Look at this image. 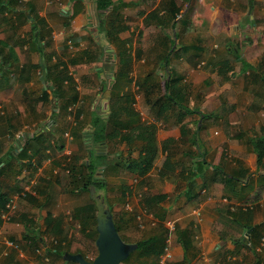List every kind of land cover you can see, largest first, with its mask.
I'll return each instance as SVG.
<instances>
[{"label": "crops", "instance_id": "0c3cea01", "mask_svg": "<svg viewBox=\"0 0 264 264\" xmlns=\"http://www.w3.org/2000/svg\"><path fill=\"white\" fill-rule=\"evenodd\" d=\"M8 1L10 5L7 4L5 9H0V38L1 36L7 37L8 44L5 46V52L13 51L12 62L15 69L11 79L17 82L19 79L16 71L18 68L26 67L30 79L22 82L26 81L30 84L41 82L43 85L40 91H37L35 87H31L30 90L39 95V99L40 96L41 99L48 98V100L52 97L47 86V83L52 82H47L45 75L40 77L39 66L43 62V50L39 42L36 44L33 41V35L38 31L42 32L46 41L43 42L46 45H44V52L52 56V62L60 63L61 67L68 68L66 78L53 77L55 85L64 93L62 97L54 96V99L58 100L55 113L60 126H47L46 132H52L51 135L47 133L49 136L39 139L44 145L41 157L45 162L44 167H47V172L45 171L43 176L51 181L50 185L52 182L60 183L59 174L56 173L61 168L69 172L66 160L70 159L71 155L80 154L82 150L86 152L88 141H103L104 145L113 147L123 144L120 151L122 153L123 150L122 154L126 157L122 159L119 151L114 161L108 155V150L103 149L104 145L96 147L92 143L93 146H88L96 147L95 154L100 159L107 160L91 165V169H95L96 176L103 178L111 176L114 181L126 183V177L121 175L119 169L126 168L128 160L138 156L144 143L137 139L138 134L143 126L153 123L157 126L160 154L154 168L146 175H133L142 180L145 179V182L147 178L154 177L159 189L147 195L162 193L168 195L165 200L155 203L154 212L151 211L154 215L161 216L160 221L164 223L168 216H172L171 218L178 222L179 227L191 230L192 247L187 260L189 264H264V168L258 165V154L252 143L254 138L264 135V106L254 104L252 106L254 109L250 110L249 122H245L241 114H237V112L241 113L242 108L236 105L235 112H232L235 118L222 124L221 118L217 120L216 115L212 113L216 109L207 108L211 103L210 97L207 98L206 104L200 107L195 105L191 99L189 85L186 83L193 80L194 83L200 85L201 81H204L201 78L205 79L206 76L211 75L218 78L219 75L229 79L240 73L236 70L238 65L235 61L240 56L239 49L227 47L228 53L233 54L235 59L220 58L216 56L217 54L211 58L207 55L209 44L200 40L205 39V36L211 33L210 31L214 33L217 31L218 34L215 33L217 37L221 31L228 28L227 24L234 23L231 22L234 18L236 25L244 23L264 31V0H123V2L114 0L115 5L109 9L99 8V0ZM149 1L154 3L153 7L145 9V4ZM193 1L199 5V9L194 10V15L191 16L189 9L184 10L182 6ZM210 3L214 5L213 11L210 14L208 10L202 12V8ZM139 7H142L139 11L142 19L135 25L133 24L134 15L126 9H138ZM122 24L125 26L124 29H122ZM113 26L116 33L110 36L109 30ZM33 27L36 28L32 32ZM17 28H24L26 35H30V44L25 38V33L21 34L23 37L21 41L11 39V33ZM190 33L195 35L194 42L185 40L187 34ZM174 37L177 40L172 42ZM178 40L180 45L176 44ZM28 45L30 46V57L27 60L22 57L19 48L27 49ZM173 49L175 50L172 51ZM167 60L170 65L167 64ZM244 60L251 62L249 58ZM244 60L241 61L242 64ZM228 62L231 68L227 69V75L219 73L220 66ZM181 63L184 66H180ZM169 67L172 72L168 71ZM213 69L214 72H210ZM243 72L248 73L246 70ZM85 73L91 74L92 84L83 86L82 90L76 84L70 90L67 85L72 84L70 82L74 85L76 80ZM171 73L174 76L183 77L182 84L187 88L186 102L194 110L193 113H186L183 117L176 116L181 109L177 105L174 113L171 112L166 116L159 115L158 108L161 104L154 103L153 100L164 93V81L171 76ZM164 76L166 78L162 80ZM133 81L136 86L131 85ZM45 90L49 93L45 94ZM77 92L80 100L91 102V105L89 107L80 105L77 112L85 110L87 118L71 126L67 112L70 107V96ZM127 92L132 95L131 106L128 103L129 100L121 98ZM136 99L137 102H135ZM220 102L222 104V97ZM139 105H142V109L145 108L146 114L149 115L145 117L139 110ZM128 107L132 108L129 116ZM113 110L121 112L118 121L109 120ZM101 111L106 112V116H101L99 122L92 126L95 114H101ZM81 114L83 115V112ZM10 117L13 119V116ZM11 123L12 126L8 123L0 139L3 135L10 134L9 131L12 130L10 128L14 126L13 121ZM121 124L123 126L120 128L119 135L106 136L107 133L112 132L113 128ZM182 124H186L185 136L182 133ZM43 127L44 124H39L38 129H43ZM17 128L19 129L16 126ZM58 131H64L61 137L58 136L59 143L53 136ZM35 133L40 132H30L27 136L31 138ZM194 135L196 142L193 141ZM126 136H131L133 141ZM62 142L64 147L61 149L60 143ZM10 149L11 147H6L4 143V150ZM112 150L115 151V148ZM44 154L46 155L45 160H43ZM168 158L177 160L179 163L174 165V169L166 172L162 168ZM44 167L40 164L37 169L30 167V171L38 169L44 171ZM185 168L187 171H184ZM190 169L191 171L194 169L195 173H189ZM220 169L238 175L242 169H245L247 175L239 181V185H235L234 189L231 185L226 186L222 182ZM100 173L102 175H99ZM68 174L70 180V172ZM41 176L30 179L33 189H41L48 185L42 181ZM188 176L191 177L188 180L191 188L185 190ZM5 178L11 181L16 177L6 176ZM128 190L131 192V189ZM120 193L123 197L125 191L120 190ZM109 206L112 207V205ZM143 207L141 209L146 210ZM111 209L115 222L120 227V233L127 241L138 242L146 235H162L167 241L171 239L172 243L174 257L169 264H178L184 259L183 246L179 242L175 244L172 237L167 238L168 234L170 236L175 234V230L170 231L166 225V230L157 228V231H151L150 228L143 231L127 228L125 225H128V222L133 223L130 217L124 216L123 213L116 214L114 207ZM197 210L201 214H198ZM233 211L235 215L232 214ZM49 215L53 216V213L49 212L44 217V221L51 230ZM53 218L51 222L54 223L56 217L53 216ZM16 224L20 225L18 222ZM79 224L81 225L80 222ZM64 227H66L65 224ZM64 229V232L58 233L59 237H63L64 234L69 237V229ZM1 231L2 225L0 236ZM49 234L53 235V232L50 231ZM174 236L176 238V234L173 235V239ZM1 240L0 264H30L26 260L27 255L30 254V248H10L7 245V248L12 249L10 253L7 249L4 250L6 242L2 243ZM6 251L9 253L6 254ZM69 252L77 253V251ZM61 264L64 263L61 262Z\"/></svg>", "mask_w": 264, "mask_h": 264}, {"label": "rangeland", "instance_id": "374dc122", "mask_svg": "<svg viewBox=\"0 0 264 264\" xmlns=\"http://www.w3.org/2000/svg\"><path fill=\"white\" fill-rule=\"evenodd\" d=\"M153 4L154 3L152 1H149L147 4H145V9H149L153 7ZM213 6L214 5L211 3L207 4L205 8H202V12L208 10V13L210 14V12L213 11L212 8ZM182 7L184 8V10L189 9L191 16L194 15V10L196 11L199 9V5H196L194 1L190 2L189 4L185 3ZM140 8L142 7H139L138 9L136 8L126 9L127 12L130 10V13L134 15L135 19L133 24L135 23V25H137V23L140 22V19H142L141 17L142 15L139 13ZM134 9L136 10L133 11ZM231 22L234 23H232L231 25L227 24L228 28L225 29L224 31H221L219 35H217V37H216V34H218L217 31H215L216 34L213 31H210L211 33L207 34L205 36L206 38L200 41H203L205 44H209L207 46L208 47L207 55H210L211 58L215 57V54H217L216 56H220V58L229 57L231 59H235L236 57H234L233 54L230 55L228 53L227 47L230 46L231 48L235 47L239 49L238 52H240V56L239 58L235 59V61L237 62L236 64L238 65L236 70L237 72L240 73L237 74L236 76H232L229 79L222 78L219 75L218 78H214L211 75L206 76L205 79L201 78V80L204 81H201L200 85H198L199 83H194L193 80H191L193 83L190 81L186 82L191 90V99L192 101H194L195 105H198L200 107L206 104L207 98L210 97L209 100L211 101V103L210 105L207 106V108L209 107L210 109L213 108L216 109L212 113L220 116L219 118H217V120L221 118V121L223 122L222 124H225V121L229 122L230 119L235 118V114L232 112H235L234 109L236 105L239 108H242L241 113L237 112V114L238 115L241 114V117L243 120H245V122L247 121L249 122L250 110L254 109L252 107L254 106V104L264 106V80L254 83L253 79L248 78V73L246 74L243 72V70H245L244 68L245 65L242 64L241 62L245 58L251 59V62L254 63V67L257 68L260 75L264 76V63L263 64L261 63L262 62L261 58L264 57V31L261 29L252 28L250 25L244 23L236 25L235 18ZM22 33H25V35L27 34L24 28L15 29L11 33V39L13 41L15 40L21 41V39L23 38L21 36ZM187 36L185 37L186 41H192V42L195 41V35H193L192 33L187 34ZM25 38L28 40L30 44V40H29L30 35L29 34L26 35ZM176 40L174 37L172 42ZM177 43L178 45H180L179 40L178 42H176V44ZM19 49L22 57L24 59L27 58L28 60L30 57V46L28 45L27 49H23V47ZM179 65L184 66L183 63ZM180 66L178 67L180 68ZM241 68H243L242 71ZM39 71H40V77L41 75H44L42 74L41 66H39ZM210 72H214V69L211 70ZM7 73L9 72L2 71V74H0V123L2 126L7 128L9 122L5 120V117L13 116L12 121L15 127L13 126V128H10L13 131L11 130V132L9 131L10 133L9 135L7 133L1 137V142H4L5 146L9 148L12 147V145L16 144L17 138L19 139L20 144L25 143L26 139L30 138L27 136V134H29L30 132L31 133H34L35 131L36 132L39 131L40 133L46 132L47 128L44 129L43 127V129H38L39 124H44L49 127H52V125L56 126L59 124L57 120L58 118L55 113L56 106H58L57 104L58 100L54 98L52 99V97H50L49 100L48 98L41 99V96H40L41 99L40 100L38 97L39 95L34 94V92L30 90L31 87H35L37 88V91H40L43 85L41 82H35L33 84H30V82L27 83L26 81L22 82L23 80L20 81L18 80L16 82L15 79L13 78L11 79V76H13V74L9 76L8 80H5L4 78ZM187 76L189 78V75ZM90 78H91V74L85 73L81 76L80 79L76 80L74 85L68 84L67 86L70 90H72L73 87L76 86L77 84L78 88L82 90L83 86H89L90 84H92L93 81H91ZM165 78H166L165 76L162 77V80ZM131 85L136 86L134 84V81L132 82ZM28 96H30V103L27 99L29 98ZM221 97H222V104L220 102ZM31 98L33 100H38V101L37 102L31 101ZM192 101L190 103H192ZM62 102L65 101L62 100ZM135 102H137V99ZM69 103H70V107H69V111L67 112V115L71 126H73L77 122L80 123L86 120L87 114L85 110H81L80 112H77V110L79 109L80 105H83L84 107L86 106L89 107V105H91V102H87L86 100H80L79 98L78 101H74V102L70 101ZM220 104H221V108L219 107ZM139 110L145 117L146 115H149L146 114L147 112L145 108L142 109V105H139ZM82 112L83 115L81 114ZM101 116L105 117L106 112L101 111V114L96 113L94 116V120L92 121V126H95V124L99 122ZM16 126L19 127V129L18 128L16 129ZM250 129L253 130L252 128ZM51 133L48 134L51 135ZM63 134L64 131H58L55 135H53L55 137L53 138L56 139L57 138L56 136L61 137ZM87 143L89 146H93L92 143L95 142L88 141ZM39 145L41 150H43L42 145L41 144ZM104 146L103 149L108 150V155L110 156L112 161L117 159L116 158L117 152H119L123 148V144L121 145L118 144L115 145L114 147L112 145L111 146L104 145ZM112 148H115V151L112 150ZM49 149L51 150V147H49ZM173 151L176 152L175 150ZM80 153L87 154V152H84V150H82ZM119 153L121 154L122 159L126 157L125 155L122 154L124 153L123 150L122 153L121 151ZM45 159H46V155L44 154L43 160ZM44 165L45 162L42 161V166L44 167ZM34 166L36 169L38 168L37 164H35ZM44 169H45L44 171H41L39 169L36 171L26 170L22 175L15 176L16 178L11 181L9 179H6L5 177H3V179L0 180L2 185L4 186L5 191L9 193V197L13 199V205L11 207L10 214H8L1 223L2 225V231L0 236V239H2L1 242L5 243L6 240H10V241L14 240L15 242L19 243L20 248L21 247L30 248V254L27 255V259H26L30 264H57V263L61 264L62 260L60 262L55 263V260H53V257L51 255L49 256L44 255L46 254L45 253L46 248L47 247L53 248L55 242L57 241V239H54L55 238L54 235L49 234V232L52 231V229L49 230L50 226L47 227V223L44 221V217L49 212H51L53 213V216L56 217V221H58V223L61 222V224L63 225L65 224L66 227L64 228H66L67 230L69 229L68 234H69L70 245H68L69 243H67L65 245L66 249H69L70 251H81L88 259L92 260L98 254V248L96 245L97 233L93 229L94 224L92 230L88 229V231L85 232L82 230L79 221L75 217L76 207L92 202L93 198L92 197H91L92 199L90 198L91 192L88 193L87 191H84V192L74 193L69 191L68 190L69 172L66 171L67 169L64 170L63 168H61L59 169L60 171L56 173L59 174L58 179L60 183L56 184L52 182L51 199H49L50 201L48 202V205L44 207L42 206L41 208L36 206L34 207L25 198L26 195L25 193L34 192L32 188V184H30V179L33 180L36 176L37 178H39L40 175H42L41 177H45L43 176V174L47 172V167H44ZM119 171H121V175H123L124 178L126 177L127 182L119 183L118 180L117 181L112 180L111 176H106L105 179L109 180V182L107 180L106 187L99 190L96 189V192L97 194L100 195L101 200L106 205H112V207H114V210L116 211V214L123 213L124 216L130 217V221L132 220L133 223L128 222L127 223L128 225H125L127 226V228L136 229L137 231H143L148 228H150L151 231H157V228H161V229L163 228L164 230H166L165 222L163 223V221H158L154 223L152 221V218L149 217L148 214L150 213L154 214L153 213L154 210H152L153 212H151L148 211L147 209L146 210L141 209V207H143L141 205V198L147 194H152L158 191L159 189L158 186L155 184L154 177L151 176L147 178L146 180L147 182H145V179L142 180V178L134 176L133 174L129 173L126 168H121L119 169ZM30 172L32 173L30 174ZM56 174L55 176L57 177ZM99 175L102 174L100 173ZM146 186H148V188H146ZM128 189H131V192ZM132 189L134 191V195ZM120 190H124L126 195L124 194L122 197ZM23 212H27L29 215L30 213L33 214L35 220H37L38 223L37 226L39 227V231L43 239L39 243H37L36 246L29 245L28 239L25 237L27 229L24 226V224L20 222H18L20 223V225L16 224L17 221L14 220L15 215H20ZM171 217L172 216H168L166 220ZM159 218L161 219V216ZM140 223L142 225H139ZM179 226L180 225H177V228ZM173 235L170 236V234H168L167 238L172 237V241H174L175 244H177L175 236L173 239ZM56 236L59 237L58 233L56 234ZM146 237H148V235H146ZM4 245H6L4 250L7 249L11 253L12 249L10 248L14 246H10V248L9 247L7 248L8 245L7 242ZM132 253L133 254L130 256V258L126 261H123L121 264H151V260L146 256H141L136 252H132Z\"/></svg>", "mask_w": 264, "mask_h": 264}, {"label": "trees", "instance_id": "16d2710c", "mask_svg": "<svg viewBox=\"0 0 264 264\" xmlns=\"http://www.w3.org/2000/svg\"><path fill=\"white\" fill-rule=\"evenodd\" d=\"M8 0H0V9H5L10 3ZM120 2H123L120 1ZM127 3V2H124ZM115 5L114 0H99L98 6L102 9H109L111 6ZM117 15H115L116 17ZM122 21V19H120ZM123 25V24H122ZM36 27L31 28L32 32L35 30ZM125 26H122V29H124ZM121 29V30H122ZM116 30L113 26L112 29L109 30V35L113 36L115 35ZM7 37L1 36L0 38V74H2V71H8L5 75V80L9 79V76L12 74L13 70L15 69V65L12 62L13 54L12 50L5 52V46H7ZM33 41L34 43H40V47L43 50V62L40 63L42 67V74L45 75V80L47 82L50 81L51 84L47 83L48 88L50 89V95L52 96V99L55 95H58L59 97H62L64 95L63 90L59 88L55 83L53 82V77H59L60 79H64L67 77V69L65 66L61 67L60 63L52 62L53 58L50 54H48L46 51L44 52V45L43 42H46L44 40V37L42 35L41 31H38L37 33H34L33 35ZM3 44H5L3 46ZM46 46V45H45ZM186 49V47H184ZM173 49L172 51H174ZM18 59V57L16 58ZM167 60V64L170 65V63ZM262 64L264 63V57L262 59ZM167 65V66H168ZM245 70L248 72V78L253 79V82H260L261 80H264V76L260 75L257 68L254 67V64L245 61ZM231 68V64L224 63L219 68V73L223 75H227L228 70ZM169 72L171 71V68L168 69ZM16 76L19 80H29L30 74L28 73V69L25 68H18L16 71ZM183 77L182 76H174L171 73V76L169 78L165 79L164 83V93L160 94L155 98L153 101L154 103H160L158 112L159 115L166 116L169 115L171 112L174 113V110L176 106L178 105L181 109L176 113L180 116H185L186 113H193L194 110L189 107V105L186 102V92L187 88L182 84ZM73 84V82H70ZM45 94H48L49 91L45 90ZM28 101L30 103V96ZM50 98V97H49ZM71 101H77L79 98V93L72 94L70 97ZM122 99L129 100V105H132V95L127 92L122 97ZM31 101L37 102L38 100H33L31 98ZM35 107V106H34ZM183 109V110H182ZM132 111L131 107H128V116L130 115ZM121 112L119 110H113L110 114L109 120H117L120 118ZM180 117V118H182ZM205 117L207 115L205 114ZM219 115H216V118H219ZM5 120H7L11 126H12V117H5ZM186 124L181 125L182 133L185 136L186 135ZM122 124L118 125L117 127L112 129V132L107 133L106 136L113 137L114 135L120 134V128H122ZM47 128V125H44V129ZM6 127L2 126L0 123V136L6 131ZM48 130V129H47ZM46 130V131H47ZM48 132H41V133H35L31 138L26 139L25 143L20 144L19 141L16 142L15 145L11 147L10 150L5 151L4 150V143L0 141V180L3 179V177L6 176H19L24 173V171L29 170L30 167H35L34 165L37 164V167H39L40 164H42V157H41V148L39 147L41 144L42 148L44 149V145L40 142L39 139L44 138L47 136ZM51 133V132H50ZM87 134V132H84ZM55 135V134H54ZM110 135V136H109ZM113 135V136H112ZM86 137L88 135H85ZM129 140L133 141L131 136H126ZM57 143L60 141L58 140V136L56 138ZM137 139H140L144 141L143 146L139 150L138 156L134 157L130 160H128L126 164V169L131 174H138L140 176L146 175L151 169L154 168L155 162L160 154V148L158 146V140H157V126L155 124H146L141 128L140 133L138 134ZM1 140V139H0ZM18 140V139H17ZM35 140V142L33 141ZM37 141V142H36ZM193 141L196 142L195 135L193 137ZM252 143L254 144L255 150L258 154V165L262 166L264 168V135L259 136L258 138H254L252 140ZM96 147L98 145H104L103 141H96L94 143ZM64 147L63 142L60 143V148L62 149ZM89 147L88 144L86 145V152L87 154H74L70 156V159L66 160V166L69 168L70 172V180L68 183V190L71 192H84L87 191L90 193V188L94 186L97 190L103 189L106 187L107 180L103 177L96 176L94 170L91 169V165H95L96 162H106L105 159H100L97 154H95V149L97 148ZM179 163V161H174L172 158H168L166 160V163L163 166L164 171H169L174 169V165L176 163ZM187 171V168L184 169V171ZM221 170V169H220ZM191 174L195 173L194 169L191 171L189 170V173ZM32 172H30L31 174ZM184 174V172H181ZM29 174V175H30ZM222 175V182L225 183L226 186L231 185L236 188L235 185H239V181H242V178L246 177L247 171L245 169H242L240 172V175L235 174L233 172H226L225 170H221ZM191 177L188 176L186 180H190ZM42 181L45 182L48 185L43 186L41 189L34 188V192L31 193H25V198L28 200V202L31 205H37L38 207H44L48 205V202L51 199V191L52 187L50 185L51 181L47 180V178L42 177ZM50 182V183H49ZM191 188L190 181L187 183V188L185 190H189ZM184 190V191H185ZM44 194V195H43ZM44 198H43V197ZM168 197L166 193L162 194H153V195H146L142 198V205L145 209L148 211L154 210V204L165 200ZM91 198V196H90ZM92 199V198H91ZM10 201L9 194L5 191L4 186L2 185L0 181V226L3 221L2 212L4 210L10 211L11 208L8 207V203ZM113 208V207H111ZM75 217L79 220L81 223V228L83 231H87L88 229H91L92 225L94 224V230L96 231L98 235L97 230V205L94 199H92V202L85 204L83 206H79L75 209ZM10 214V212H9ZM49 214V213H48ZM233 215H235V212H232ZM51 215V214H50ZM49 215V223L52 224V231L53 235L55 236L54 239H57L55 242V245L53 248L47 247L44 254L45 256L51 255L53 257V260H55V263L60 262L62 260V263L64 264H76L74 261H66L64 258V254L66 252H69V249H66V244L69 243L70 240L68 235H63V237H57L56 234L59 232H64V225L61 224V222L58 223V221L54 220V223L51 222L54 218L53 216ZM11 216V215H10ZM11 218V217H9ZM56 219V218H55ZM14 220L17 222L23 223L25 227L27 228L26 231V238L28 239V243L30 246H36L37 243H39L43 238L40 235L39 227L37 226V220H35L34 215L30 213V215L27 212H23L20 215H15ZM117 228L120 232V227L116 223ZM257 228V226H255ZM29 231V232H28ZM190 229L178 227L174 233H176V241L179 242L184 250H185V256L182 261H180L178 264H189V250L192 247V233H190ZM27 232L29 234H27ZM123 237V236H122ZM124 239V238H123ZM125 240V239H124ZM127 241V240H126ZM18 243V242H17ZM138 247L133 252L138 253L141 256L149 257L150 260L153 262L151 264H155L161 253L164 251V247L166 244V237L165 236H159L156 234L150 235L148 237H145L138 242ZM80 252V251H77ZM133 253L130 254V256ZM43 255V256H44ZM130 256L125 259L124 261L128 260ZM45 258V257H44Z\"/></svg>", "mask_w": 264, "mask_h": 264}, {"label": "water", "instance_id": "95a60500", "mask_svg": "<svg viewBox=\"0 0 264 264\" xmlns=\"http://www.w3.org/2000/svg\"><path fill=\"white\" fill-rule=\"evenodd\" d=\"M90 192L98 209V236L96 238L98 254L92 260L88 259L82 252H66L64 257L68 261H74L79 264H121L137 249L138 243L123 239L117 228L111 207L101 200L94 186L90 188Z\"/></svg>", "mask_w": 264, "mask_h": 264}, {"label": "built area", "instance_id": "2783aa9c", "mask_svg": "<svg viewBox=\"0 0 264 264\" xmlns=\"http://www.w3.org/2000/svg\"><path fill=\"white\" fill-rule=\"evenodd\" d=\"M13 205V199L10 198V201L8 203V207L11 208ZM11 210V209H10ZM10 211H6L4 210L2 212V217L3 218H6V216L9 214ZM197 213L198 214H201V212L199 210H197ZM149 217L152 218V221L154 223L160 221V218L152 213L148 214ZM165 224L166 226L168 227V229L170 231H174L177 229V221L175 219H167L165 221ZM7 244L10 246H14L15 248H19V243L15 242L14 240H6ZM9 252L6 251V254H8ZM174 257V252H173V249H172V243H171V239L167 241V244L165 245L164 247V251L163 253H161V255L159 256V258L157 259V261L155 262V264H169L170 261L173 259Z\"/></svg>", "mask_w": 264, "mask_h": 264}]
</instances>
